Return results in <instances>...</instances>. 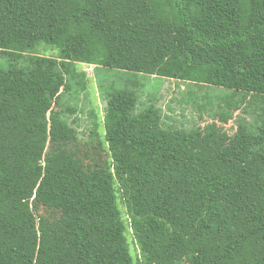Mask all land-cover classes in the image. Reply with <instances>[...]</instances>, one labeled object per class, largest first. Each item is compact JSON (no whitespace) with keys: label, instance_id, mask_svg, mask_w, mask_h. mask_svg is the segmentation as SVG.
Listing matches in <instances>:
<instances>
[{"label":"trees","instance_id":"trees-1","mask_svg":"<svg viewBox=\"0 0 264 264\" xmlns=\"http://www.w3.org/2000/svg\"><path fill=\"white\" fill-rule=\"evenodd\" d=\"M0 53V264H264V121L166 125L133 80L87 162L64 106L86 64L231 89L228 123L264 101V0H0Z\"/></svg>","mask_w":264,"mask_h":264},{"label":"rangeland","instance_id":"rangeland-1","mask_svg":"<svg viewBox=\"0 0 264 264\" xmlns=\"http://www.w3.org/2000/svg\"><path fill=\"white\" fill-rule=\"evenodd\" d=\"M55 50L57 51V49ZM55 50L42 51V54L53 56L56 53ZM3 60L7 61L8 59L0 53V62ZM78 68L86 71L88 75V89L79 95L72 94L67 96L64 106L77 105L78 110L76 112L68 111L69 122L78 129L80 138L83 141L82 145L91 155V157L87 158V162L92 160L99 161V156H101L102 163L109 159L108 152L103 147L91 145L95 142L88 144V141H91L90 132L94 122V115L91 116L90 113L92 111L97 113L98 131L101 136H104L107 90L120 87L123 84H130L133 80L138 82V108L142 109L143 105L150 102L155 103L161 109L163 122L166 125L184 129L194 127L198 131H203L204 126L210 124L217 128H223L232 139L236 137L240 124H242L241 126L245 124L252 130L256 129L264 121V101H260L255 104L251 102L244 108L236 110L228 123L218 122L217 117H215L216 112L227 107V104L222 100L225 98L223 96L232 95V90L225 87L198 86L190 82L156 77L154 75H137L134 77L126 72L110 71L105 68L97 69L94 65L81 64ZM237 99L238 97L234 98V100ZM253 99L252 101H257ZM75 118L78 122H72ZM120 207L125 212L122 201H120ZM43 211L44 209L41 208L39 213L43 214ZM128 241L132 253L136 254L139 249L131 234H128Z\"/></svg>","mask_w":264,"mask_h":264}]
</instances>
